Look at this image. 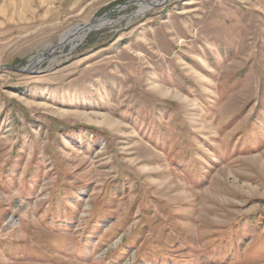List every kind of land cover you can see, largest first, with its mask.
I'll return each mask as SVG.
<instances>
[{
  "label": "rangeland",
  "instance_id": "374dc122",
  "mask_svg": "<svg viewBox=\"0 0 264 264\" xmlns=\"http://www.w3.org/2000/svg\"><path fill=\"white\" fill-rule=\"evenodd\" d=\"M0 264H264V0H0Z\"/></svg>",
  "mask_w": 264,
  "mask_h": 264
},
{
  "label": "bare ground",
  "instance_id": "6f19581e",
  "mask_svg": "<svg viewBox=\"0 0 264 264\" xmlns=\"http://www.w3.org/2000/svg\"><path fill=\"white\" fill-rule=\"evenodd\" d=\"M148 7H149V3H141L139 5L138 12L147 9ZM105 23H108V21H105L103 23V21L95 20L92 23L79 26V27L75 28V30H68L66 34L62 35V38H61L60 42L62 44V43L71 42V41H74V40H78L79 41V40L83 39L85 37V35L91 29H98L101 26L105 25ZM57 48L58 47H54L53 50H55ZM34 64H35V62H33L32 64H29L28 68H35L36 65H34Z\"/></svg>",
  "mask_w": 264,
  "mask_h": 264
},
{
  "label": "water",
  "instance_id": "95a60500",
  "mask_svg": "<svg viewBox=\"0 0 264 264\" xmlns=\"http://www.w3.org/2000/svg\"><path fill=\"white\" fill-rule=\"evenodd\" d=\"M149 2V1H148ZM153 4V3H152ZM154 4H156V3H154ZM153 4V5H154ZM153 5H151V6H153ZM45 56H47V55H45ZM18 71H21V72H25V71H27V72H29V71H31V69H29L28 68V65L26 66V67H23V68H20V69H18Z\"/></svg>",
  "mask_w": 264,
  "mask_h": 264
},
{
  "label": "trees",
  "instance_id": "16d2710c",
  "mask_svg": "<svg viewBox=\"0 0 264 264\" xmlns=\"http://www.w3.org/2000/svg\"><path fill=\"white\" fill-rule=\"evenodd\" d=\"M164 108V107H163Z\"/></svg>",
  "mask_w": 264,
  "mask_h": 264
}]
</instances>
